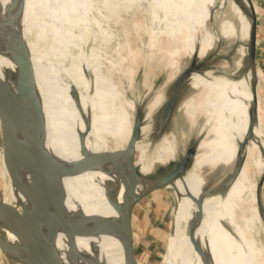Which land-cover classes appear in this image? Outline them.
Listing matches in <instances>:
<instances>
[{"label":"bare ground","instance_id":"1","mask_svg":"<svg viewBox=\"0 0 264 264\" xmlns=\"http://www.w3.org/2000/svg\"><path fill=\"white\" fill-rule=\"evenodd\" d=\"M11 2L13 0H0V20L4 13L13 12L9 8ZM92 6L97 7L96 0H21L18 14L14 15L11 24L12 29L27 43L33 62L38 92L37 115L40 116L41 111L44 120L40 129L42 150L61 162L69 163L81 158L79 142L82 135H85L86 149L95 154L122 150L133 119L120 101L110 76L102 71L98 46H94L91 39L86 43L85 33L96 38V35L107 31L106 15L99 14L94 19L89 13ZM131 7L133 11L147 15L149 27L154 33H163L172 42L182 34L184 46H188L185 43L190 39V55L196 51L200 60L211 64L192 72L189 83L182 85L190 84L198 92L184 98L183 90L179 96L183 99L179 104L190 119L197 118L195 110L203 102L207 117L202 129L207 136L199 142L189 168L167 184L175 188L168 240L173 263L264 264V208L257 205L258 179L242 174L241 166L238 175L236 173L228 185L211 191L216 201L212 204L218 211L215 213L210 208L205 195L201 218L198 224L194 223L197 211L194 200L202 195L204 168H214L218 164L219 168L212 176L215 179L213 183L223 181L225 184L232 174L230 162L242 161L244 153L250 152V149L233 142L234 136H230V130L225 127L227 115L235 112L237 103H241L243 80L248 69L253 80L246 57L247 43L244 45L238 37L239 28L227 0H100L97 8L113 13L114 10ZM244 11L249 15L246 8ZM135 20L139 21V18ZM197 28L202 30V34L196 47L192 34ZM226 38L230 39L229 52L225 51V46H218L215 50L213 45ZM84 46L90 47L85 49ZM235 53L237 55L233 57ZM222 62H225L224 69H230L229 65L235 68L225 72L221 68ZM15 67L13 49L0 40L1 84L5 74L15 70ZM220 75L229 87L218 85ZM225 88L229 91L227 97ZM205 93L207 95L203 97ZM166 95L165 90L159 98L155 96L149 101L150 119L146 122L144 116L135 142V162L138 171L144 175L155 171L157 164L176 159L183 151V142H178L174 126L160 135L154 130L156 111ZM6 113L4 111V118L8 117ZM181 138L185 140L186 137L182 135ZM2 158L5 172L1 199L11 204L9 171L3 153ZM249 165L257 170L258 163L254 158ZM121 174V168L102 166L62 177L58 203L66 217L73 219L84 212L121 221ZM140 186L137 184L138 189ZM184 186L193 192L194 200L187 201L193 195L181 191ZM116 203L120 204L119 212L114 209ZM35 216L38 219L42 217L38 207L35 208ZM17 235L18 228L14 223L0 221V237L17 248V252L10 257V264H27ZM197 243L200 244V252L196 249ZM51 254L64 264H115L117 258H123L122 242L116 236L74 232L66 227L55 232Z\"/></svg>","mask_w":264,"mask_h":264},{"label":"water","instance_id":"2","mask_svg":"<svg viewBox=\"0 0 264 264\" xmlns=\"http://www.w3.org/2000/svg\"><path fill=\"white\" fill-rule=\"evenodd\" d=\"M246 2L251 20L246 56L253 77L250 87L252 102L249 108L251 119L249 133H251L252 121L258 119L256 81L259 67L256 55L257 15L252 0H246ZM20 4L21 0H13L9 5L10 11L13 12L4 13L3 19L0 20V40L13 49L16 61L15 70L7 72L2 84L0 82V150H2L5 166L19 196V202L14 205L4 202L0 196V221L11 222L17 226L18 245L27 264H64L51 254L54 234L63 227L74 232L106 233L116 236L122 242L123 264H139L135 252L133 231V209L136 203L147 194L164 188L168 183L180 177L191 165L196 155L197 146L204 137H195L185 131H182L183 134L180 135L175 131L179 143L183 142L182 135L187 139L186 145L182 144L183 151L163 170L157 171L156 168L159 166L157 164L152 173L141 174L135 162V142L140 134L144 110L138 106L137 113L131 120L128 140L122 150H110L95 154L86 149L85 135H82L79 142L80 159L67 163L45 154L41 147L40 131L44 120L41 111L40 116L37 115L38 92L34 80L32 58L27 43L11 26L14 15L18 14ZM197 57L196 51L192 52L189 62L179 70L166 88V98L155 114L154 130L157 135L171 129L173 113L182 100L179 99V96L186 87H182V85L184 82L188 83L190 74L211 65L208 64V61L206 62L204 59L202 61ZM4 111L7 112L8 117H3ZM102 166L121 168L122 220L112 221L100 214L84 212L78 217L68 219L58 203L62 191V177ZM218 168L217 164L213 169L218 170ZM214 170L210 172L211 177L215 175ZM236 173L237 171L232 172L225 184L220 181L210 185L208 183L210 179L207 180L204 175L205 184L202 188V195L194 200L197 204L194 223L198 224L201 218L203 197L220 186L228 185ZM137 184H141L139 190ZM263 185L264 165L256 184L257 205L261 209L264 208ZM30 194H32L31 197ZM113 206L116 212H119L120 204L116 203ZM36 207L42 213L41 219L35 216ZM0 249L3 252L9 250L13 254L17 252V248L9 249L8 244L1 237ZM196 249L201 251L199 243H197ZM69 252H73V250H69ZM6 258L9 262L11 261L10 258Z\"/></svg>","mask_w":264,"mask_h":264},{"label":"rangeland","instance_id":"3","mask_svg":"<svg viewBox=\"0 0 264 264\" xmlns=\"http://www.w3.org/2000/svg\"><path fill=\"white\" fill-rule=\"evenodd\" d=\"M99 1L100 0H96L97 7ZM235 5L237 6V3H235ZM97 7L92 6V10H89V13L94 19L95 16H99V14H105L107 17L106 19H108V22H106L107 31H104V33H101L98 36L96 35V38L92 35L87 36L85 33L84 37H86V43L91 39L92 44L96 47L98 46V55L102 59V71L110 76L120 96L119 99L123 102L126 110L128 112L130 111L134 118L137 113V107L141 106V108H143L142 110H144L142 122L144 116H146L147 122L150 119L149 115L151 113V111L148 113L147 105H149V101L154 99L155 96L159 98L179 70L189 62L191 56L189 45L192 44V41L188 39V43H185V45L188 44V46H184L181 41L182 34H179L172 42L167 35L163 33H154L155 31L153 32L149 27V19L147 15L141 14L137 10L133 11V7L128 10H114L113 13H108L109 10L103 8L99 9ZM135 18H139V21L135 20ZM248 18V31L238 33V37L244 45L248 43V34L251 24L250 17ZM201 34L202 30L200 28L195 29L194 34H192L194 45L196 47L199 46L198 38ZM261 39L262 35L260 36V40ZM229 40L230 39L228 38L221 39L219 42L215 43V45H213L215 46V50L218 46H225V51L229 52ZM260 46L262 45L260 44ZM87 47L90 46H84L85 49ZM235 55H237V53H235L233 57ZM197 58L200 57L198 56ZM224 63L225 62H222L221 68L225 72L230 71L231 68H235L234 65H229L230 69H224ZM176 70H178V72H176ZM222 76L223 75H220L217 82L219 83L218 85L221 86L224 84L223 86H225L226 84L223 81V78L221 79ZM251 82L252 78L248 69L247 76L245 80H243L244 95L241 98V103H237L235 112L227 115V124L225 127L230 130V136H234L232 138L233 142L238 143L243 148L250 149V152L244 153V159H242V161H239L238 159V162H230V167L232 166V168H229L231 169L230 171L239 172L241 166L242 174L244 173L252 179H258L264 165V104L259 96L260 88L264 85V77L260 71L257 72L256 81L258 119L252 121V131L249 133V124L251 122L249 108L251 106L250 101H252L250 91ZM225 87L229 86L226 85ZM225 90H227V94H224L227 97L229 94L228 88H225ZM197 92V89L194 90V88L188 84L184 89V98L191 97ZM203 95V97H206L207 93ZM195 111L196 116L198 114L197 118L190 119L183 112L181 105L178 104L173 113L171 123L172 126L175 127V131H178L180 135L183 134L182 131H185L195 137L207 136L206 131L202 129L207 117L206 107L203 102L198 105ZM127 124H129V121ZM245 139L246 142L244 143ZM186 143L187 139L185 138V140L183 139V145H186ZM259 150L260 154L258 153ZM253 158L258 163L257 170L249 165ZM172 161L173 160H167L166 163H160L156 170H163L164 167L171 164ZM2 162V150H0L1 197L4 191L2 188V176L5 172ZM213 170L214 169L209 168V166L205 167L203 170L207 180L210 179L208 182L209 185L212 184L214 180V177L210 176V172H213ZM9 184L10 186L8 190L10 198L12 197L11 204L14 205L19 202V196L12 182L10 173ZM181 191L193 195V192L185 186L181 188ZM262 193L263 196L264 186ZM174 194V186L166 185L164 188H160L147 194L136 203L133 209V231L135 252L139 264H174L173 258L168 251L169 226L173 219L172 212L175 206ZM213 194L214 193L209 192L206 196L210 202V208H213V211L216 213L218 208L212 204L213 202L216 203ZM191 199H195L194 195L193 197L189 196L187 201L190 202ZM6 244H8L9 249L13 247L11 243L6 242ZM4 252L0 249V264H10L6 257L10 258L12 252L9 250H4ZM121 258H117L115 264H123V258Z\"/></svg>","mask_w":264,"mask_h":264},{"label":"crops","instance_id":"4","mask_svg":"<svg viewBox=\"0 0 264 264\" xmlns=\"http://www.w3.org/2000/svg\"><path fill=\"white\" fill-rule=\"evenodd\" d=\"M252 2L254 4L257 15V43H256L257 63H258L259 71L264 77V0H252ZM235 3H237V6L235 5ZM227 5L232 13V16L235 18L237 22L239 32H247L249 26L247 19H249L248 17L250 16L247 15L246 12L244 11V7L246 8V10L249 11L248 3L246 2V0H227ZM261 35H262V39L260 40ZM260 44L262 46H260ZM259 96L264 104V85H262V88H260Z\"/></svg>","mask_w":264,"mask_h":264}]
</instances>
